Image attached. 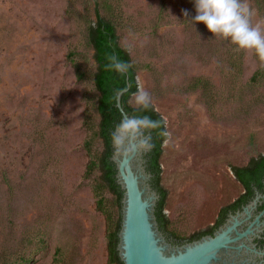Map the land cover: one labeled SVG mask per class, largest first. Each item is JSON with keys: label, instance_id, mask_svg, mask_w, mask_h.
<instances>
[{"label": "rangeland", "instance_id": "obj_1", "mask_svg": "<svg viewBox=\"0 0 264 264\" xmlns=\"http://www.w3.org/2000/svg\"><path fill=\"white\" fill-rule=\"evenodd\" d=\"M96 2L165 120L171 231L213 226L244 191L231 166L264 154V70L193 27L192 0H0V264H110L119 210L99 170L87 173L102 150ZM250 4L264 18V0Z\"/></svg>", "mask_w": 264, "mask_h": 264}, {"label": "water", "instance_id": "obj_2", "mask_svg": "<svg viewBox=\"0 0 264 264\" xmlns=\"http://www.w3.org/2000/svg\"><path fill=\"white\" fill-rule=\"evenodd\" d=\"M128 76H127V86ZM117 103L122 119L129 114ZM135 149V145H133ZM146 154L133 151L127 157L114 154L116 182L123 191L117 252L122 264H264V249L254 242L264 232V193L255 189L241 209L230 213L213 235L174 244L159 228L156 206L159 193L151 185Z\"/></svg>", "mask_w": 264, "mask_h": 264}, {"label": "trees", "instance_id": "obj_3", "mask_svg": "<svg viewBox=\"0 0 264 264\" xmlns=\"http://www.w3.org/2000/svg\"><path fill=\"white\" fill-rule=\"evenodd\" d=\"M88 41L93 50V60L95 62V72L93 75V84L98 92L97 112L99 115V125L97 136L102 143V150L96 160H92L88 167L87 173L97 168L100 172V179L104 186L114 195L116 206L119 210L118 219L115 222L113 229L108 233V261L110 264H122L117 252L118 231L121 225V200L123 191L116 182V169L114 163L110 160L112 155V144L110 141V133L114 126L122 120V115L116 106L117 95L131 85L130 89L124 92L121 96V103L125 111L131 115H147L153 120H159L162 123V128L157 129L152 133L153 147L145 156L147 158V169L153 174L152 183L154 188L159 193V199L156 206V218L159 228L164 232L168 239L175 241H190L198 238L205 233H211L213 229L223 222L229 210L235 211L246 204L254 195L255 189L264 192V154L251 157L247 164L242 166H231L232 172L236 180L242 185L243 193L234 200L231 204L223 207L217 218L216 225L206 230H200L192 233L189 236H179L169 229V220L164 213L165 201L167 198V190L161 185V156L163 153V144L168 136H161L160 131H166L165 120L163 116L152 107L144 113H134L130 105L131 93L138 88L137 72L132 64L129 49L123 46L119 41V35L116 25L103 15L99 9V4L96 2L94 7V20L88 27ZM115 53L123 62L130 63L132 67L129 69L127 76H121L110 68L106 67L109 63L107 57L109 54ZM101 206V202H100ZM264 208V203L260 209Z\"/></svg>", "mask_w": 264, "mask_h": 264}, {"label": "clouds", "instance_id": "obj_4", "mask_svg": "<svg viewBox=\"0 0 264 264\" xmlns=\"http://www.w3.org/2000/svg\"><path fill=\"white\" fill-rule=\"evenodd\" d=\"M195 15L190 22L193 27L203 24L207 32L218 41L232 45L234 53L250 55L255 58L256 66L264 70V18L256 19V10L250 0H192ZM185 17L188 12H183ZM106 67L121 76H127L130 63L123 62L115 53L107 57ZM129 84L125 91L130 89ZM152 96L144 88L131 93L130 105L134 113H144L152 107ZM162 128L159 120L147 115L131 114L122 119L110 133V141L115 155L127 157L133 151L147 154L153 147L152 133ZM168 136L164 131L158 133ZM135 145V149H133Z\"/></svg>", "mask_w": 264, "mask_h": 264}, {"label": "flooded vegetation", "instance_id": "obj_5", "mask_svg": "<svg viewBox=\"0 0 264 264\" xmlns=\"http://www.w3.org/2000/svg\"><path fill=\"white\" fill-rule=\"evenodd\" d=\"M145 158H146V156H145ZM146 165H147V158H146ZM147 170H148V169H147ZM148 171H149V170H148ZM152 178H153V176H152ZM151 185H152V187L154 188L153 183H152V179H151ZM154 189H155V188H154ZM263 189H264V187H263ZM263 193H264V192H263ZM263 203H264V199H263ZM261 206H262V205H259V207H258L259 210H261V209H260ZM241 207H242V206H241ZM241 207L238 208V209H236L234 212H236L237 210L241 209ZM234 212L231 211V210H229V211L227 212L226 217L224 218L223 222H221L220 224H218V225L213 229V231H212L211 233L208 232V233H205V234L202 235V236H205V235H213L214 232L219 228V226H221V225L225 222V220L227 219L228 215H229L230 213H234ZM217 218H218V216H217ZM216 222H217V219H216ZM216 222H215V224H214L213 226L208 227V228H205L204 230L214 227V226L216 225ZM197 232H198V231H197ZM194 233H195V232H194ZM260 235H261V238H256V239L254 240V242L257 244V247H258V248L264 249V232L261 233ZM202 236H200V237H198V238H194V239H192V240H190V241L197 240V239L201 238ZM190 241H187V242H190ZM171 242L174 243V244H181V243H183V241H180V242L175 241V242H174L173 240H171Z\"/></svg>", "mask_w": 264, "mask_h": 264}]
</instances>
